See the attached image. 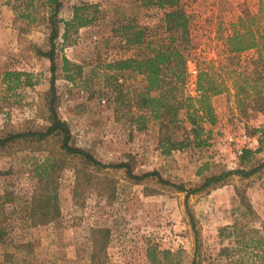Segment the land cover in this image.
<instances>
[{
    "label": "rangeland",
    "instance_id": "obj_1",
    "mask_svg": "<svg viewBox=\"0 0 264 264\" xmlns=\"http://www.w3.org/2000/svg\"><path fill=\"white\" fill-rule=\"evenodd\" d=\"M58 1L55 110L68 126L70 144L105 164L126 162L135 175L156 171L169 184L152 176L131 179L124 168L93 166L62 151L54 135L8 143L0 147V264L6 252L26 264H149L146 252L159 257L162 250L173 253L171 264H190L194 237L186 209L198 235L194 264H264L261 248L248 246L259 236L264 239V164L247 177L230 174L187 197L171 185L196 188L204 177L264 163V134L242 159L225 140L241 130L255 134L264 124V90L261 97L237 103L235 77L225 74L223 91L210 97L213 122L199 120L195 140L184 109L172 122L151 117L137 105L142 77L129 71L113 76L106 69L108 62L143 50V44H120L121 26L130 21L145 26L153 44L164 34L163 9L142 0ZM178 2L187 36L177 44L183 56L196 60L198 70L252 68L255 50L228 56L225 39L239 15L255 12L257 0ZM74 6L91 20L62 36V22L71 18ZM50 13L46 0H0V137L48 125L50 73L38 51L49 48ZM172 34L178 38L179 31ZM62 56L80 66L78 75L64 76ZM5 71L25 72L30 83L24 75L7 82ZM188 81L185 75L182 92L193 96L197 92ZM46 164L47 177L39 182ZM41 195L49 201L38 209ZM233 224L240 235L221 230ZM18 243L28 246L15 249Z\"/></svg>",
    "mask_w": 264,
    "mask_h": 264
},
{
    "label": "trees",
    "instance_id": "obj_2",
    "mask_svg": "<svg viewBox=\"0 0 264 264\" xmlns=\"http://www.w3.org/2000/svg\"><path fill=\"white\" fill-rule=\"evenodd\" d=\"M51 6V13L47 21L49 24L48 43L49 48L46 51H38V54L44 56L48 60V68L50 73L49 78V91L47 99V117L48 125L42 131H10L0 137V147L8 143H12L19 139H34L41 141L48 136H57L59 140V148L67 154L75 155L83 161L98 167H113L124 168L126 175L131 179H142L148 176L155 177L159 182L169 184L163 180L156 171L144 172L140 175H135L131 172L130 166L126 162H118L116 164H105L94 158L86 150L73 146L70 144V132L67 124L58 117L55 110L56 95L54 90V72L57 69L55 62V53L53 40L57 37L58 28L56 26V12L60 6L58 0H46ZM146 6H155L162 11V27L164 34H159L157 40L153 44L148 41L145 26H135V23L127 22L121 26V34L125 42L132 43L136 46L143 44V50H137L136 55L133 57L119 58L112 60L106 64L110 75L122 71H129L138 74L142 77V85L136 92V98L139 100L137 105L145 108L148 115L153 118L166 120L167 122L174 121V118L179 109H184L185 117L190 125V130L195 140L199 139V130L201 125L199 120H205L208 123L213 122V112L210 103V97L218 94L224 89L225 74L234 76L233 88L234 97L237 103H242L249 97H261V92L264 90V0H257V7L255 12H244L239 15L234 22L231 23L230 33L225 39V51L228 56L239 54L245 50L254 49L255 57L252 59V68L249 71L236 70L229 66L218 65L213 67L208 65L207 69L199 70L196 76V94L189 95L182 92V87L185 80V68L183 64L184 56L182 55V48L177 42L185 41L187 36V20L184 15V10L179 5L178 0H142ZM82 8L74 6L72 8V15L69 20L62 22L64 30L62 36L65 35L67 29L76 28L87 24L91 18L82 14ZM256 21L255 23H253ZM179 31L178 38L173 37V32ZM60 69L67 79H71L73 75L80 73V66L69 62L65 57H61ZM24 75L28 78L29 75L25 72L19 71H5L3 73L4 79L19 81V76ZM116 83V81H114ZM261 109V108H260ZM257 151V150H255ZM251 153V150L244 149L239 154V158H245ZM264 163L251 168L250 170L244 169H231L221 172L217 175L204 177L203 182L196 188L184 189L180 185H173L179 191L185 192V197L199 189L207 187L214 181H218L230 174H237L247 177L254 173ZM48 164L43 166L42 173H38V181H43L47 177ZM53 200H56V195L53 194ZM36 206L38 209L46 207L49 201L47 195H41L38 199ZM188 222L193 231L194 237V255L190 264L195 263V254L198 252V235L194 227V220L191 213L186 209ZM229 229V230H228ZM222 231L228 230L227 235H240V230L233 224L230 227H223ZM3 230L0 229V241L3 240ZM241 237V236H240ZM242 238V237H241ZM240 245L243 247L242 241ZM253 245L249 247H258L260 254L264 253V239L258 237L252 240ZM15 249L27 247V243H18L13 245ZM173 253L170 250H162L160 256L157 257L155 252H146V257L149 264H171ZM256 256H258L256 254ZM5 264H26L25 261L17 263L13 261L12 253L4 254Z\"/></svg>",
    "mask_w": 264,
    "mask_h": 264
},
{
    "label": "built area",
    "instance_id": "obj_3",
    "mask_svg": "<svg viewBox=\"0 0 264 264\" xmlns=\"http://www.w3.org/2000/svg\"><path fill=\"white\" fill-rule=\"evenodd\" d=\"M125 40L122 38L120 44H125ZM183 64L185 68V75L188 78L187 84L190 85V88L194 91L196 86V76L198 74V66L196 60L190 55H184ZM117 81H120L118 78ZM264 134V124H261L258 128V131L255 134H247L244 130H241L237 137L228 135L226 141L232 143L237 154H240L244 149H253L258 142L259 135Z\"/></svg>",
    "mask_w": 264,
    "mask_h": 264
}]
</instances>
